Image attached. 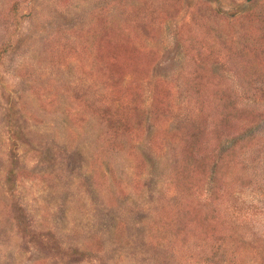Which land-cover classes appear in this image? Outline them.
<instances>
[{
  "label": "rangeland",
  "instance_id": "374dc122",
  "mask_svg": "<svg viewBox=\"0 0 264 264\" xmlns=\"http://www.w3.org/2000/svg\"><path fill=\"white\" fill-rule=\"evenodd\" d=\"M0 264H264V0H0Z\"/></svg>",
  "mask_w": 264,
  "mask_h": 264
},
{
  "label": "trees",
  "instance_id": "16d2710c",
  "mask_svg": "<svg viewBox=\"0 0 264 264\" xmlns=\"http://www.w3.org/2000/svg\"><path fill=\"white\" fill-rule=\"evenodd\" d=\"M229 186H230V187H232V186H233V184H232V183H229Z\"/></svg>",
  "mask_w": 264,
  "mask_h": 264
}]
</instances>
